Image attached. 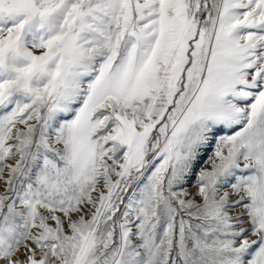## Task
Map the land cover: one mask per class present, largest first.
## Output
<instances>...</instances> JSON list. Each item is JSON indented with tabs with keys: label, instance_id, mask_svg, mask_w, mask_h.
Masks as SVG:
<instances>
[{
	"label": "snow or ice",
	"instance_id": "snow-or-ice-1",
	"mask_svg": "<svg viewBox=\"0 0 264 264\" xmlns=\"http://www.w3.org/2000/svg\"><path fill=\"white\" fill-rule=\"evenodd\" d=\"M0 264H264V0H0Z\"/></svg>",
	"mask_w": 264,
	"mask_h": 264
}]
</instances>
